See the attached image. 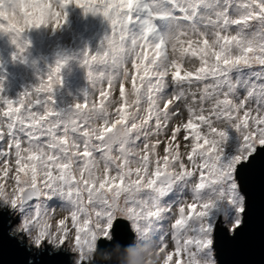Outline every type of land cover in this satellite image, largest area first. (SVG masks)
Returning <instances> with one entry per match:
<instances>
[{
  "label": "snow or ice",
  "instance_id": "1",
  "mask_svg": "<svg viewBox=\"0 0 264 264\" xmlns=\"http://www.w3.org/2000/svg\"><path fill=\"white\" fill-rule=\"evenodd\" d=\"M120 2L123 22H107L100 49L82 53L91 90L72 107L55 103L70 56H58L16 101L0 84V200L21 210L41 244L48 217H57L59 244L71 237L79 264H88L98 231L102 247L114 235L127 248L133 228L143 235L157 226L163 264H217L218 234L237 239L246 225L242 170L264 157V0ZM72 3L92 13L81 0H63L54 31ZM29 30L0 26L20 54ZM117 38L132 49L121 65L110 59ZM91 107L101 110L95 124L78 114ZM221 121L231 123L217 129ZM30 144L47 153L49 171L27 184L20 156Z\"/></svg>",
  "mask_w": 264,
  "mask_h": 264
},
{
  "label": "rangeland",
  "instance_id": "2",
  "mask_svg": "<svg viewBox=\"0 0 264 264\" xmlns=\"http://www.w3.org/2000/svg\"><path fill=\"white\" fill-rule=\"evenodd\" d=\"M66 11L68 20L61 29L54 31L52 27H41L24 33L23 39L30 41V44L23 54L13 44L10 34L0 32V84L4 86L2 94L6 98L16 101L25 90L35 87L40 78L47 75L49 65L54 64L58 56L73 58L68 60L62 70V83L55 92L57 108L72 107L84 98L86 90H91L87 68L80 62L82 53L85 50H99L105 36L110 34V25L100 16L86 14L74 3ZM52 207L58 208V205L53 204ZM14 217L20 224V217ZM166 224L167 221L163 222L164 231L167 230ZM160 230V226H157L155 230H148L142 235L133 228L135 246L132 264H137L141 259H154L152 253L160 246ZM103 235V231L97 232L95 245L99 244ZM159 255L163 257V253L159 252Z\"/></svg>",
  "mask_w": 264,
  "mask_h": 264
},
{
  "label": "clouds",
  "instance_id": "3",
  "mask_svg": "<svg viewBox=\"0 0 264 264\" xmlns=\"http://www.w3.org/2000/svg\"><path fill=\"white\" fill-rule=\"evenodd\" d=\"M81 3L84 8L91 9L93 15L102 17L106 22L112 20H117L120 23L123 22L121 9L126 5L121 3L120 0H81ZM63 15V0H3L0 3V26L16 31L51 27ZM111 47L112 53L110 59L117 65L124 64L132 54V49L125 47L124 42L118 38L113 40ZM187 63L189 69L196 70L195 61H188ZM104 79L103 77L96 78L95 87H102ZM100 111L99 108L95 107L81 108L78 114L86 121L95 124L100 118ZM230 123L231 121H221L216 124V128L224 130ZM204 132L210 140L217 139L213 131H211V125ZM197 135H201V133L197 132ZM32 152H36L38 156H32ZM20 161V167L24 169L21 173V178L27 184H32L36 179L43 180L49 171L47 153L38 145L30 144L27 148L21 149ZM13 167L15 168L16 165H13ZM96 169L100 171L99 162L96 164ZM66 178H70V173ZM99 178H102V175ZM12 186V183L9 182L8 188L11 189ZM58 187H62V185H58ZM0 212H7L9 215L20 217L21 222L14 229V232L16 234L23 233L27 245L30 249L34 248L37 254L51 249L49 255L63 252L69 255L79 256L77 249L71 242V237H69L68 244L63 249L61 248L58 240L59 229L56 227L57 217H48L47 223L51 227L46 237L47 243L41 244L37 242L38 229L33 227L29 231L25 226V217L22 216L21 210L13 206L9 200H0ZM152 256L154 259L151 257L149 259H141L137 264H163V257L159 255L158 250H154ZM73 264H79V259L74 260Z\"/></svg>",
  "mask_w": 264,
  "mask_h": 264
},
{
  "label": "water",
  "instance_id": "4",
  "mask_svg": "<svg viewBox=\"0 0 264 264\" xmlns=\"http://www.w3.org/2000/svg\"><path fill=\"white\" fill-rule=\"evenodd\" d=\"M242 178L249 196L246 225L237 239L218 234L217 264H264V157H257L246 166ZM18 225L14 215L0 212V264H30V261L31 264H73L79 259L63 252L49 255L51 249L37 254L34 248H29L23 233L14 232ZM133 233V245L127 248L114 235L108 237L111 246L102 247L99 241L88 253V264H132Z\"/></svg>",
  "mask_w": 264,
  "mask_h": 264
}]
</instances>
